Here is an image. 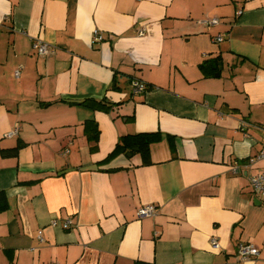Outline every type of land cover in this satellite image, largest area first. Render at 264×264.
<instances>
[{
  "label": "crops",
  "instance_id": "crops-1",
  "mask_svg": "<svg viewBox=\"0 0 264 264\" xmlns=\"http://www.w3.org/2000/svg\"><path fill=\"white\" fill-rule=\"evenodd\" d=\"M156 131L148 163L105 160ZM262 147L264 0H0V264H264ZM239 242L259 254L239 259Z\"/></svg>",
  "mask_w": 264,
  "mask_h": 264
},
{
  "label": "built area",
  "instance_id": "built-area-1",
  "mask_svg": "<svg viewBox=\"0 0 264 264\" xmlns=\"http://www.w3.org/2000/svg\"><path fill=\"white\" fill-rule=\"evenodd\" d=\"M217 22H218L217 17H209V18L207 17V18L200 20V23L202 24H214ZM139 34L143 35L144 31L141 29L139 31ZM92 39L93 41H101L103 39V36L98 30L95 29L93 31ZM221 39H222V35L220 34L214 37V41H218ZM32 47L39 55H49V54L54 53L55 51V47L53 45L41 39H34L32 41ZM15 74L17 75L18 71H16ZM131 85H132V92L134 93L143 92L146 89V85L138 80L132 81ZM16 131H17V128H14L9 133V135L16 133ZM66 151L67 150H65V152ZM256 158H264V147H262L261 151L258 153V155H256ZM249 182H250L252 190L260 194L262 197H264V170H261L255 175H252L249 179ZM155 213H156V206L152 203L143 204L136 211V215L139 218L144 217V216H152ZM57 222H58L57 220H53L51 224L56 225L58 224ZM70 225H71V220L69 218H66L61 222V226L64 228H67ZM38 237L40 240L43 239L41 236V231H39ZM210 242H211L212 247L214 248H217L219 246L215 238H211ZM236 254H237V257L242 260L252 259L259 254V248L250 242H239L237 245ZM49 264H56V263L51 262Z\"/></svg>",
  "mask_w": 264,
  "mask_h": 264
},
{
  "label": "trees",
  "instance_id": "trees-1",
  "mask_svg": "<svg viewBox=\"0 0 264 264\" xmlns=\"http://www.w3.org/2000/svg\"><path fill=\"white\" fill-rule=\"evenodd\" d=\"M200 66L202 70H204L206 73L211 74L217 70L218 60L204 61L201 63ZM78 103L84 104L91 108L106 109L109 106L108 103L96 99H83L81 101H78ZM84 131L88 137V140L92 143L91 149H95L96 141L99 135V130L94 120L88 119L84 122ZM159 137L160 134L158 131L123 134L119 137L114 149L108 154L105 160H108L111 157L120 153L127 154L130 152L132 155L138 153L141 157L142 163H148L150 161L149 160L150 144L158 140ZM20 146L21 143L17 144L12 148L3 149L1 153L3 155H14L17 153V150ZM6 207H7V203L5 197L0 194V210L5 209Z\"/></svg>",
  "mask_w": 264,
  "mask_h": 264
},
{
  "label": "water",
  "instance_id": "water-1",
  "mask_svg": "<svg viewBox=\"0 0 264 264\" xmlns=\"http://www.w3.org/2000/svg\"><path fill=\"white\" fill-rule=\"evenodd\" d=\"M217 74H218V73H216V75H217ZM135 149H136V148H135ZM127 155H128V156H130V155H131V153L129 152V153H127Z\"/></svg>",
  "mask_w": 264,
  "mask_h": 264
}]
</instances>
